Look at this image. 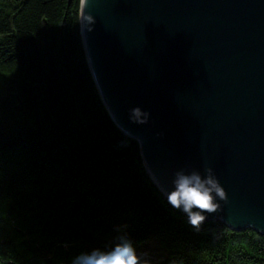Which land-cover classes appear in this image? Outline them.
I'll return each mask as SVG.
<instances>
[{
	"label": "trees",
	"instance_id": "obj_1",
	"mask_svg": "<svg viewBox=\"0 0 264 264\" xmlns=\"http://www.w3.org/2000/svg\"><path fill=\"white\" fill-rule=\"evenodd\" d=\"M81 2L0 0V264H71L121 235L164 264H264L263 235L193 227L151 180L98 91Z\"/></svg>",
	"mask_w": 264,
	"mask_h": 264
},
{
	"label": "water",
	"instance_id": "obj_2",
	"mask_svg": "<svg viewBox=\"0 0 264 264\" xmlns=\"http://www.w3.org/2000/svg\"><path fill=\"white\" fill-rule=\"evenodd\" d=\"M82 4L102 101L160 192L211 169L226 199L203 222L264 236V0Z\"/></svg>",
	"mask_w": 264,
	"mask_h": 264
},
{
	"label": "clouds",
	"instance_id": "obj_3",
	"mask_svg": "<svg viewBox=\"0 0 264 264\" xmlns=\"http://www.w3.org/2000/svg\"><path fill=\"white\" fill-rule=\"evenodd\" d=\"M174 190L168 194L169 204L182 210L188 217V223L198 228L205 220L201 212L217 211L216 199H226V193L211 169L201 176L199 172L191 174L177 173L173 181ZM199 209L200 211H193ZM120 231V229H117ZM118 242L107 251L92 249L72 258L71 264H149V261L137 253L132 241L126 235L117 237Z\"/></svg>",
	"mask_w": 264,
	"mask_h": 264
},
{
	"label": "rangeland",
	"instance_id": "obj_4",
	"mask_svg": "<svg viewBox=\"0 0 264 264\" xmlns=\"http://www.w3.org/2000/svg\"><path fill=\"white\" fill-rule=\"evenodd\" d=\"M137 253L147 259L149 264H164L166 260L163 251L154 242L144 244Z\"/></svg>",
	"mask_w": 264,
	"mask_h": 264
},
{
	"label": "bare ground",
	"instance_id": "obj_5",
	"mask_svg": "<svg viewBox=\"0 0 264 264\" xmlns=\"http://www.w3.org/2000/svg\"><path fill=\"white\" fill-rule=\"evenodd\" d=\"M84 1H85V0H82V2H83V4H82V10H83ZM135 138H137V137H135ZM137 139H138V138H137ZM138 140H139V139H138ZM139 142H140V140H139ZM140 144H141V142H140Z\"/></svg>",
	"mask_w": 264,
	"mask_h": 264
}]
</instances>
